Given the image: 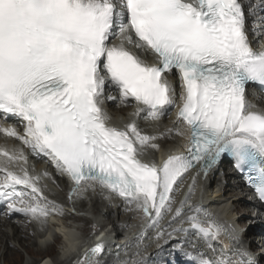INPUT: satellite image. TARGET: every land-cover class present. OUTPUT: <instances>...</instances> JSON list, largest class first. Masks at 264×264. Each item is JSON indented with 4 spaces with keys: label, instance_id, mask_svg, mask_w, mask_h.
<instances>
[{
    "label": "snow or ice",
    "instance_id": "snow-or-ice-1",
    "mask_svg": "<svg viewBox=\"0 0 264 264\" xmlns=\"http://www.w3.org/2000/svg\"><path fill=\"white\" fill-rule=\"evenodd\" d=\"M262 38L264 0H0V120L23 129L0 133L66 177L69 199L100 188L141 213L137 241L155 230L158 240L182 237L174 248L185 264H257L232 229L191 201L197 179L227 157L264 202V110L247 91L264 94ZM109 102H135L134 119L110 125ZM173 108L174 129L145 135L137 126ZM173 135L186 136L184 152L159 165L145 159ZM0 157V209L41 229L64 215L37 186L41 177L7 167L25 164L23 151ZM106 255L98 243L75 264H106Z\"/></svg>",
    "mask_w": 264,
    "mask_h": 264
},
{
    "label": "bare ground",
    "instance_id": "bare-ground-1",
    "mask_svg": "<svg viewBox=\"0 0 264 264\" xmlns=\"http://www.w3.org/2000/svg\"><path fill=\"white\" fill-rule=\"evenodd\" d=\"M263 39L264 38L260 39L259 41H262ZM174 83L177 85V93H179V80H178V78H174ZM114 95L118 96V93H114ZM260 100L261 99L258 97L256 99V104L261 103ZM112 105H114L113 102H109L106 105L108 111H111L114 114L120 113L123 115H125L124 111H129L132 107V106L131 107L122 106V107L116 108ZM132 105L134 106V109L136 110L138 105H136L135 102H133ZM176 111H177L176 108H173L170 111V113L167 115V117L163 118L162 122L157 123V124L151 123V124H149V127H151V126L154 127L156 125L160 129V133L165 132L166 129H168V128L174 129V122L176 119ZM133 119H134L133 116L129 117L127 119H122V118L117 117L116 119L111 118L109 123L112 126L123 127L124 124L132 121ZM147 125H148V123L143 122L142 119L140 120L139 124H137V126L140 128L142 133H145V132L149 133V130H146ZM9 126H15V127H17L18 131H21V132L23 131L22 127H20L18 124L5 123L2 120H0V127H9ZM185 137L181 138V137L173 135L171 137L166 136L165 138L160 139L158 145H160L161 150L158 151L157 153L160 155L163 154L164 159L169 154L180 153L181 150H183L184 148L187 147V145H186L187 140ZM19 144H20L19 141L12 139V138H7L2 133H0V150L5 146V151L8 150L7 152L9 154H12L13 152L18 151ZM167 144H170V145H167ZM21 148H24V147H21ZM25 153H27V154H24L27 157V163L20 164L21 167H26L27 169L32 170L33 167L30 166L28 163L31 161L37 163L38 166H40L39 164H41V165H44L46 167V170H40L37 173L38 176L41 177L39 180L40 181L39 188H41L42 190H48L50 188V185H55V186L57 185V186H59L60 189L63 188L61 185L66 184L65 177L57 175L55 169L52 167V165L50 163L46 162L45 158L37 157L36 155L30 153L28 149H27V151H25ZM224 165H226V164H223V163L219 164L216 168H214L211 172H209L207 177H199L197 179L196 190H195L194 195L192 196L191 202L194 204L198 203V204L202 205L206 209L208 214L211 212L210 209L212 207H221L222 212H223L222 214L220 213L221 217H219L218 215H215V214H212L211 217H213L217 223L222 224V225L232 229L231 235L233 236L234 241H236V239H238V235H237L238 228H239V226H242L245 223V219H247L248 222H252V224H253V222H256L257 225H255V228L250 227L251 231L259 230V229H261V227L259 225V222L251 216V213H252L251 206H254V205L249 203L247 200H245L241 196L242 192L245 190L244 185L242 184L239 177L234 172H231L230 164H227L228 169L226 171H224L225 170ZM11 166L12 167H9V170H12L14 172L19 173V169H18L19 165L18 164H12ZM34 170H36V169H34ZM47 171H49L51 173L50 176L44 175V173H47V175H48ZM219 171L224 173L223 181H225V182H222L220 178L216 180V174H218ZM35 173H36V171H35ZM230 178H234V182H232L233 184L229 183ZM41 179L45 180L46 185L41 181ZM188 183H191L190 179L188 181H186V185ZM213 184L214 185L216 184V186H218L217 188L215 187L216 188V189H214L215 191H212V185ZM231 188L233 189L232 192H231V190H232ZM186 190L187 189L185 186L184 191H186ZM61 191H63L62 193L64 195V198H63L64 201H61V202L53 201V202H55L59 206H63V205L67 206L69 209L68 210L66 209V212H64L63 216H58L59 219L53 220V219H55V218H53L52 221H47L49 227L46 230L38 229L39 231L37 232L36 237L38 238V242H40L41 245H44L48 240H50V238L53 236V233H55L56 230L59 231V233L63 234L65 238H66V234L69 231H74L76 233L75 230H72L74 228L70 229V221L79 222L80 224H82L83 228L88 226L89 224H91L92 219L90 217H88L87 215H85V212H91L94 216L98 215L97 223L100 224V222L105 221L103 223H107L109 226H111L112 230L114 232H117L118 234H121L123 232V231L118 230L119 220L126 218V217H128L129 221L132 220L131 218H132L133 214H132L131 210L128 209L127 206L120 205L116 209V214H114L113 209H111L109 207V205H107L106 202H104L102 200V196H101V194H99V192L90 191L87 193V195L84 199H81L79 202H74L72 199H69V194L71 192V189L68 190L67 187L66 188L64 187V189H61ZM234 191H236V192H234ZM233 192H234V195L232 196L233 197L232 203H231L232 206L231 205L229 206V200L230 199H228L227 196L229 194H232ZM114 198H115L114 202H118L119 200H121L119 197H116V196ZM87 202L90 203L89 208H87V205H88ZM88 210H90V211H88ZM74 211L81 212L82 214H80V215L74 214ZM235 211H237V214L242 213V215L240 218L238 217L236 219L235 224H234V218H235L234 212ZM125 212H127V213L125 215H123V213H125ZM0 214L4 217L6 222H8L7 224H5L6 227H11L14 230V235H13L14 240L18 241V243L21 245L23 242H22L21 238H19V234L20 233L23 234L25 232L26 233L28 232V234H29L30 226L34 225L36 227V223L27 220V216L20 215V214H12L11 216H9L7 209H4V208L0 209ZM22 220L25 221L28 224V226L26 224H24V222ZM59 222H61L62 225L69 227V230H66L64 228L61 229L59 226ZM56 223H57V225H56ZM2 227H3V225L1 226V224H0V231H2ZM96 227H99V226H96ZM96 227H94V228H96ZM29 237L30 236H28V238ZM258 238L259 237H257L256 240ZM24 239H27V238H24ZM180 239H182V238H180ZM27 240H29V239H27ZM9 241H10L9 237L7 235L2 234V236L0 238V244H3V246H1V247H4L3 248L4 253L2 256H3V259L7 260V262L10 261L12 256H16V253H14V251L11 250V248L9 249L7 247V245L10 244ZM176 241L177 240H175V241H173V240L165 241V239L158 240L155 238V234L150 235V232H149L147 235V238L144 239V242L141 245H139V243H134L136 245H134L128 249L127 254L125 255L127 258H122V256L119 257V259L113 258L111 260V262H108L107 264H122V262L125 260L135 261V260H140L141 258L146 261V264H156V263H158V261L163 262V259H164V258H162L163 256H165V257L166 256L167 257L172 256L173 261L171 262V264H185V257L183 255V252L174 248V244ZM34 242H36V240H34ZM136 242H137V240H136ZM80 244H81V240L79 239V237L77 235V240L72 242V243L69 242L68 247H66L64 249L62 248L61 253L59 252L57 254L58 257H55V259L53 261H51L50 258H48L46 256L45 259L44 258L41 259L37 264H53V263L54 264H63L64 261L66 259H68V254L71 251H73L76 246H78ZM260 245L263 246V239L260 240V238H259L257 240V243H255V238H254V242H251L250 247H249V250H254L252 255H254V252L259 253L260 250H262V249H258V246L260 247ZM49 247H52V246H49ZM237 247H238V245H237ZM260 248H262V247H260ZM192 250L193 249L191 247H185L184 248V251H186V252H191ZM27 251L30 252L28 247H27ZM48 251H51V248H49ZM257 260H258V264H264V256L260 255V257ZM64 264H71V263H64Z\"/></svg>",
    "mask_w": 264,
    "mask_h": 264
},
{
    "label": "rangeland",
    "instance_id": "rangeland-1",
    "mask_svg": "<svg viewBox=\"0 0 264 264\" xmlns=\"http://www.w3.org/2000/svg\"><path fill=\"white\" fill-rule=\"evenodd\" d=\"M261 102H262L261 104L263 105L264 101H261ZM112 106H114L116 108L122 107V106H119L117 103H114V105H112ZM134 110H135L134 107H131V109L129 111H124L125 115L120 114V113L114 114L111 111H108V112H109L111 118H113V119H116L117 117L118 118H122V119H127L129 117H132V113H133ZM140 120L141 119H138L136 121L137 124H139ZM142 121L145 122V123H148V125L146 127V130H149V133L145 132L143 134H145V135H147V134L148 135H160V129L156 125L154 127L153 126L149 127V124H151L153 122H149V121H146V120H143V119H142ZM155 124H157V123H155ZM156 143L158 144L159 140L156 141ZM167 145H170V144H167ZM19 146L23 147V145L21 143L19 144ZM21 149L25 153V148H21ZM160 150H161V147H160ZM157 152L158 151L152 152V154H157ZM30 164L33 165V171H36L35 174H37L40 170H46V167L44 165L39 164L40 166H38L37 163H35L33 161H31ZM34 169H36V170H34ZM224 169H225L224 171L227 170L226 167H224ZM47 172H48V175H46V176H50L51 173L49 171H47ZM223 176H224V173L219 171L218 174H216V180L220 178L222 182H225V181H223ZM232 182H234V178H230L229 183L233 184ZM61 186L63 187L61 189H64V187L66 188V184L65 185L62 184ZM215 187L217 188L218 186H216V184L215 185L213 184L212 185V191H215L214 190V189H216ZM61 189L57 185L56 186L55 185H50V188L48 190H43V195L50 201H55V202L64 201V199H63L64 195H63V193H62L63 191H61ZM232 191H233V189L231 190V192ZM234 192H236V191H234ZM234 192L227 196V198L230 199L229 200V206L232 203V198H233L232 196L234 195ZM75 202H79V201H75ZM87 204H88L87 208H89L90 203L87 202ZM114 204H116V202H113L112 206L109 205V204H107V205H109V207L111 209H113V213L116 214V207L114 206ZM62 208H63L64 212H66V209H69L67 206H64V205L62 206ZM4 209H6V207H4ZM88 211H90V210H88ZM126 213L127 212L123 213V215H125ZM74 214L80 215L82 213L74 211ZM85 215H91L92 216L91 217L92 218V222H91V224H89V226H87L86 229H88V227H90V229H92V228H94L96 226L102 225L103 222H105V221H102V222H100V224L97 223L98 215L94 216L91 212H85ZM234 215L237 216L239 214H237V211H235ZM53 218H55V219H53ZM52 219L53 220H57L59 218H58V216H50L47 221H52ZM27 220L31 221L29 217H27ZM128 221H129L128 217L120 219L119 222H118V224H119L118 230L124 232V230H125L124 227L126 226ZM23 222H24V224H26L28 226V224L25 221H23ZM7 223L8 222H6L4 217L0 214V224H1V226L3 225L2 231H0V238H1L2 234L7 235L9 237V240H10L9 243L10 244H8L7 247L9 249L11 248V250H13L14 253H16V256H12L10 261L7 262V260L3 259V256H2L3 253H4V250H3L4 247H1V246H3V244H0V264H37L41 259H43V258L45 259L46 256L49 257L51 261H53L55 259V256L57 254V248L55 247V244L56 243H58V244L60 243V246H62L63 241H62L61 237H60V239L58 238L57 240H56V237H53L54 243H52V244L50 243V244H47V245H41L40 242H38V238L36 237L37 232L39 231L38 229L46 230L49 227L48 223L43 229H41L40 226L38 224H36V227L34 225L30 226L29 234H28V232L27 233L25 232L23 234L20 233L19 234V238H21V240L23 242L22 245L19 244L18 241L14 240V237H13L14 230L11 227H6L5 224H7ZM60 224H61V222H59V226H60ZM70 224H73L74 228L78 229L76 231H79L81 233V235H83V232L79 229V226H80L79 222L70 221ZM60 228L62 229V227H60ZM28 236H30V237L28 238ZM24 238H27L29 240L24 239ZM34 240H36V242H34ZM255 243H257V241ZM48 245L52 246V247H49ZM27 247L29 248L30 252L27 251ZM49 248H51V251H48ZM258 249H260L259 246H258ZM253 251L254 250H250V252H252V253H253Z\"/></svg>",
    "mask_w": 264,
    "mask_h": 264
}]
</instances>
